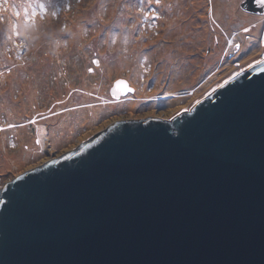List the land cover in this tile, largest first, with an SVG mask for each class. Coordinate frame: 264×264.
<instances>
[{"label":"water","instance_id":"1","mask_svg":"<svg viewBox=\"0 0 264 264\" xmlns=\"http://www.w3.org/2000/svg\"><path fill=\"white\" fill-rule=\"evenodd\" d=\"M261 86L264 56L170 119L118 120L7 181L0 264H264Z\"/></svg>","mask_w":264,"mask_h":264},{"label":"rangeland","instance_id":"2","mask_svg":"<svg viewBox=\"0 0 264 264\" xmlns=\"http://www.w3.org/2000/svg\"><path fill=\"white\" fill-rule=\"evenodd\" d=\"M199 1H202L199 7H205H196L194 12L191 11L190 6ZM130 2L134 4L129 5ZM239 9L259 18L256 17V22L254 20L250 26L242 13L234 15L231 20L226 14L217 19L213 16L211 0H159V3L157 0H0V80L12 79L7 84L3 83L0 94L11 101H18L24 92L23 81L32 77V89L38 99L37 106L19 113V119L9 120L0 110L2 156L3 151L17 150V129L26 127L36 133L39 124L44 123L46 131L54 117L56 119L80 105L79 100L66 103L67 98L71 97L69 95L80 93L77 90L80 81L71 80V89L58 97V85L62 80L70 79V73L85 80L87 76L94 78L93 91L99 97L89 100V104L99 102L113 105L118 100L109 93L114 80L126 79L135 90L121 97L130 101L128 106L131 110L117 108L103 113L98 121H80L76 124L78 129H74L61 145H52L46 134L33 136L35 143L39 141L37 144H41L43 152L18 169L0 171V187L15 176L76 148L118 120L148 117L170 119L179 111L188 110L235 73L261 59L264 56V14L248 12L243 7ZM16 12L20 15L16 16ZM25 12L30 17L32 13L36 15L26 22ZM197 17L202 18L198 26L207 25V38H211L212 43L200 53L194 50L188 56L187 52L181 50L173 58H167L174 53L172 50L177 35H184L190 26L196 27ZM175 24L178 25L177 30L173 32L175 35H171V28ZM73 30L78 35H74ZM80 34L83 37L80 38ZM191 38L184 36V40ZM215 48L218 51L211 65L209 57ZM139 50L141 54L155 55L152 56L155 59L151 63L145 56H139L141 70H135L136 58L133 56L136 57ZM198 56H202V61L194 62ZM129 57L132 58V65L128 69L125 66L119 68L120 72H106L104 79L103 66L114 61L120 63ZM93 60H97L98 64H93ZM189 61L193 62L191 66ZM161 65L167 68L159 67ZM185 65V75L179 79L181 85L170 88L175 73H183ZM69 66L73 68L72 71ZM13 68L19 71L14 72ZM58 68L62 76L59 81ZM192 72L193 75L195 72L197 74L194 82H189ZM128 76L132 80L138 77L142 84L133 82ZM157 80L161 82L160 88H157ZM10 83L17 88L14 95L11 94ZM144 87L146 91L141 93L140 89ZM175 98L176 101L182 99L171 104ZM148 101L152 102L153 107L144 104Z\"/></svg>","mask_w":264,"mask_h":264},{"label":"bare ground","instance_id":"3","mask_svg":"<svg viewBox=\"0 0 264 264\" xmlns=\"http://www.w3.org/2000/svg\"><path fill=\"white\" fill-rule=\"evenodd\" d=\"M211 1H212L213 16L217 19H219L218 17L221 18L223 15L226 14V16L231 20L234 15L237 16L242 13L246 16L247 18L246 22L249 26L252 22H254V20L256 22V17H257L256 15L246 14L247 12L243 13L244 12L243 10L237 8V5H236L237 0H235V2H225L224 0H211ZM201 2L202 1L193 3L190 6V10L194 12V8L196 7L200 9L204 8L205 6L199 7V5H202ZM133 4H134L133 2L129 3V5H133ZM83 14H85L84 10H83ZM198 14H200V11H198ZM251 17H254V18L251 19ZM201 19L197 17L195 19V24L197 25L196 27H193L195 25L190 26L189 30L184 35H181V34L177 35V41L174 42L173 44L175 46V48L172 50L174 53L172 54L170 53L167 58H173L176 55L175 53L181 52V50H183V52H187L188 56H189V53H191L194 50H196L197 53H200V51L204 49L209 43H212V39L207 38V25L203 24V25L198 26L199 23L201 22ZM175 21L177 22L176 19ZM177 27L178 25L176 26L175 24L171 28V31H172L171 35H175L173 32L177 30ZM254 30L255 29H253V31ZM73 33L74 35L76 34L74 30H73ZM185 35H189L192 38L188 40H184ZM81 36L82 35L80 34V38ZM249 36L250 34H248L246 38L248 39ZM247 39L244 38L243 40L247 41ZM240 45L242 46V42H240ZM139 51L140 53L136 54V57L133 56V58H136V65H134L135 70H138V68L141 70L140 65L138 63L139 56L141 55L145 56L146 59L150 60L151 63L155 59L154 57H152L155 55H151L150 53L141 54V50ZM217 51H218V48H215L214 53H212L209 57V60L212 61L211 65H213V63L215 62ZM148 54L151 56H148ZM200 58H202V56L196 57L194 62L202 61ZM131 61H132V58L129 57V58H126L125 60L123 59L120 63H117L116 61H114V62L106 64L102 68L103 73H105L103 74L104 79L107 77L106 72H110V73L120 72L121 70L119 68L121 67L124 68L125 66H127L126 68L128 69V67L132 65ZM192 64L193 62L189 61V65L191 66ZM69 67L72 71L73 68L71 66ZM159 67L167 68L166 65H161ZM112 68L114 69L111 70ZM183 69H184L183 73H180V72L175 73L176 75H175V78H173L171 81V85L169 86L170 88H175L181 85L179 82V79L183 75H185L186 65L183 67ZM13 71L18 72L19 70L17 68H13ZM195 74H197V72H195L194 75L192 72L189 82H194ZM60 77L62 76L59 73V68H58V81ZM69 77L70 79L62 80V82L58 85V97H62L64 95V92L71 89L69 87V85L72 84L71 80H73L74 82L80 81L79 83L80 87L77 89L78 91H80L78 95L76 94L69 95V93H66L67 95L71 96L67 98L68 100L66 101V103L68 102L71 103L73 101L79 100L80 105L76 109H72L70 112H65L63 115L60 114L56 119H54L55 118L54 117L52 119V123L49 125V129L46 131H45V127L43 126L44 123L39 124L36 130V133H34V131L26 127L17 129L16 138L19 140V146L17 150L3 151L4 156H2V152H0V171L5 170V169H12V170L18 169L20 166H22L23 163L29 161L31 158L36 157L37 155L43 152L41 144H37L33 140V136L35 135L39 134V136H43V134H46L49 142L52 145H61L68 140V138L70 137V134H72V131L74 129H78V127L76 126L78 122L88 121V120L98 121L99 119H102L103 113L110 111V110L117 109V108H122V109L126 108V109L131 110L130 106H128L130 104V101L129 100L125 101L126 98H121L113 102V105L101 104L99 102H94L92 104H89L88 102L89 100L94 99L95 97H99V96H96L97 93L93 91L94 83L92 80L94 78H90V76H87V79L85 80L83 77L79 78L78 75L75 73H72V74L70 73ZM160 77H158V80L160 79ZM130 79L132 80V78ZM11 80L12 79L8 81L0 80V87L3 85V83L7 84ZM158 80H157V83H158L157 88H160L161 82H159ZM132 81L137 82L139 85L142 84L141 80L138 77L133 78ZM9 86H10L11 94L14 95L13 92H16L17 88H14L11 83L9 84ZM136 87L138 88L139 86L137 85ZM23 91L24 92L22 93V97L19 98L18 101H11L7 97L5 98L3 94H0V110H2L6 114L7 119L9 120H14L16 118L19 119L21 118L19 116V113H21L24 109L28 110V109H31L32 107L37 106L38 99L32 89V77H29L28 79L23 81ZM145 91H146L145 87L140 89L141 93H145ZM135 97L136 99L138 98V96H135ZM176 98L173 101H171V104L175 102H180L182 99V98H179V100L176 101L177 100ZM144 104L146 106L153 107V104L151 101L145 102Z\"/></svg>","mask_w":264,"mask_h":264},{"label":"snow or ice","instance_id":"4","mask_svg":"<svg viewBox=\"0 0 264 264\" xmlns=\"http://www.w3.org/2000/svg\"><path fill=\"white\" fill-rule=\"evenodd\" d=\"M157 3H159V0H157ZM245 3H246V0H238L237 7H238V8H241V7H243V6L245 5ZM255 4H256L257 7L264 9V0H255ZM248 6H249V9H250V10H253V11H254V9H251V3H250V0H249V2H248ZM41 7H43V6L41 5ZM15 15H16V16H19L20 13H19V12H16ZM35 15H36L35 13H32V16L30 17V16L28 15V13L25 12V21L28 22V21L31 20V18L34 17ZM245 31H247V29H245ZM237 47H239V46H237ZM92 63H93V64H98V61H97V60H93ZM88 71L91 72L92 69L89 68ZM261 90H264V86H261ZM38 142H39V141H37V143H38ZM82 143H83V142H82ZM33 170H34V169H33ZM17 179H19V177H17Z\"/></svg>","mask_w":264,"mask_h":264}]
</instances>
